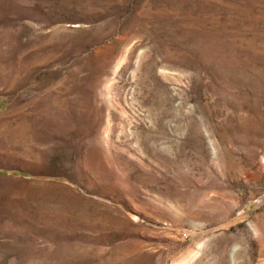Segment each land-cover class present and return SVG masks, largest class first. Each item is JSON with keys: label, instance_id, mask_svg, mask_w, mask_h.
<instances>
[{"label": "rangeland", "instance_id": "1", "mask_svg": "<svg viewBox=\"0 0 264 264\" xmlns=\"http://www.w3.org/2000/svg\"><path fill=\"white\" fill-rule=\"evenodd\" d=\"M0 264H264V0H0Z\"/></svg>", "mask_w": 264, "mask_h": 264}]
</instances>
